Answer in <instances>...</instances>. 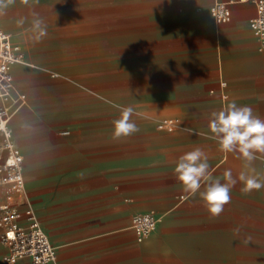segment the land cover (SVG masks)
<instances>
[{
    "label": "crops",
    "instance_id": "1",
    "mask_svg": "<svg viewBox=\"0 0 264 264\" xmlns=\"http://www.w3.org/2000/svg\"><path fill=\"white\" fill-rule=\"evenodd\" d=\"M82 1L84 7L112 11L98 15L96 24L111 25L115 33L104 27L92 41L100 59L113 58V69L105 61L90 65V53L75 50L89 45L88 35L53 41L49 50L34 54L23 8L72 0H3L0 5V16L13 26L0 25L26 60L12 66L16 89L27 101L10 124L24 156L26 191L57 247L58 264H264V189L243 193L237 180L230 203L213 218L199 194L186 191L174 173L178 158L199 147L208 157L211 180L224 183L226 169L233 178L244 171L264 180V154L245 161L221 152L208 138L210 114L232 101L264 118V50L249 26L255 5ZM216 2L229 7L228 21L212 16ZM110 82L128 92L107 95ZM63 88L70 93L65 99L48 96ZM38 94L41 98L32 97ZM128 106L135 109L132 120L139 131L113 139L106 123ZM167 118L178 121L173 131L157 128ZM62 122L69 130L59 135L54 128ZM201 183L203 191L206 182ZM11 194L0 185V205ZM137 212L160 217L143 241L131 227ZM5 253L0 242V263ZM19 264L34 263L23 258Z\"/></svg>",
    "mask_w": 264,
    "mask_h": 264
},
{
    "label": "built area",
    "instance_id": "2",
    "mask_svg": "<svg viewBox=\"0 0 264 264\" xmlns=\"http://www.w3.org/2000/svg\"><path fill=\"white\" fill-rule=\"evenodd\" d=\"M243 1H251L256 7V15L250 19L249 26L259 40L260 49L264 50V0ZM210 11L218 22L231 18V11L223 2L213 4ZM22 59L20 46L0 25V185L12 191L0 205V242L6 247L0 264H19L23 258L34 264H58L57 247L43 228L26 191L24 156L10 124L11 118L27 101V95L17 91L12 73V64ZM177 125V119L167 118L160 120L157 128L173 131ZM159 221L160 217L152 212L135 213L131 227L138 241L154 232Z\"/></svg>",
    "mask_w": 264,
    "mask_h": 264
},
{
    "label": "clouds",
    "instance_id": "3",
    "mask_svg": "<svg viewBox=\"0 0 264 264\" xmlns=\"http://www.w3.org/2000/svg\"><path fill=\"white\" fill-rule=\"evenodd\" d=\"M2 4L3 0H0V5ZM33 25L39 32L38 39L43 38L46 28L42 26V21L35 19ZM134 112L132 106L124 107L120 117L113 120V139L129 137L139 131L138 125L132 120ZM208 128V138L216 141L223 153H236L238 158L249 162L258 158L256 154H264V118L255 114L251 106H239L235 101L227 103L219 111L210 114ZM209 168L207 155L197 147L178 158L174 173L186 191L194 196L199 194L213 218H218L225 205L230 203L231 191L237 180L242 183L243 193L264 189V180L244 171L237 178H233L231 169H226L223 173L224 183L220 179L211 180ZM202 181L206 183L204 190L200 191ZM235 231L239 232V229ZM250 240L251 237H248L244 243L247 244Z\"/></svg>",
    "mask_w": 264,
    "mask_h": 264
},
{
    "label": "rangeland",
    "instance_id": "4",
    "mask_svg": "<svg viewBox=\"0 0 264 264\" xmlns=\"http://www.w3.org/2000/svg\"><path fill=\"white\" fill-rule=\"evenodd\" d=\"M73 3H58L50 7H26L22 10V19L25 24V30L29 35L30 44L35 53L40 51H47L51 48V43L59 39H74L80 41L82 37L88 35L90 38L89 45L83 49L78 48L75 50H87L90 55L88 59L91 61L90 65L98 64V61L107 63V69H113L111 64L113 63V58L100 59L98 55V44L95 41H92V37L98 33L101 29H106V33H115V28L111 25H106L104 27H99L97 22L98 15H103L104 13L112 12L106 7L105 11L99 9L97 5L94 7H84L82 0H72ZM39 19L42 21V26L46 28V35L43 38H39V32L34 28L33 21ZM0 21L4 26L12 29V24L10 21L0 16ZM13 31V30H12ZM13 39L19 41L20 36L18 31H13ZM110 43L106 42V51L110 48ZM100 59V60H99ZM93 62V63H92ZM22 63H26L24 60ZM20 63V64H22ZM50 73L48 75L50 76ZM112 82L107 83L106 94L111 97L115 94H124L127 93V90H117L112 87ZM91 95H95L97 92L90 91ZM69 91L66 89H60L48 95L53 99H65L69 95ZM35 98H41V95H32ZM66 103L65 100H63ZM66 122H62L61 125H57L54 129L59 135H62L64 130H69L66 126ZM106 129H113V123H106ZM95 129H99L95 128Z\"/></svg>",
    "mask_w": 264,
    "mask_h": 264
},
{
    "label": "bare ground",
    "instance_id": "5",
    "mask_svg": "<svg viewBox=\"0 0 264 264\" xmlns=\"http://www.w3.org/2000/svg\"><path fill=\"white\" fill-rule=\"evenodd\" d=\"M0 24H2L1 23V21H0ZM19 35V34H18ZM24 61V59H22L21 61H17V62H14L13 64H12V66L14 65V64H16V63H22ZM12 119V118H11ZM10 123H11V120H10Z\"/></svg>",
    "mask_w": 264,
    "mask_h": 264
}]
</instances>
